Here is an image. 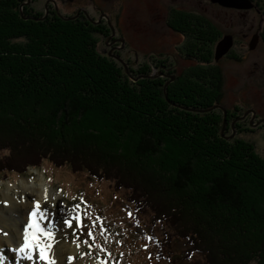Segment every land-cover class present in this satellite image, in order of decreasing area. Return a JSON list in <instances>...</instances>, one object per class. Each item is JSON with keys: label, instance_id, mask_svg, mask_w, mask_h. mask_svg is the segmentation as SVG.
I'll return each instance as SVG.
<instances>
[{"label": "trees", "instance_id": "obj_1", "mask_svg": "<svg viewBox=\"0 0 264 264\" xmlns=\"http://www.w3.org/2000/svg\"><path fill=\"white\" fill-rule=\"evenodd\" d=\"M27 1L0 0V181L47 164L86 173L122 194L139 223L151 219L161 262L174 264L178 238L193 264H264V158L253 143L224 138L223 112L207 111L223 108L226 90L212 66L217 27L171 10L168 28L197 66L159 68L175 76L166 97L168 80L149 78L152 63L131 70L143 77L133 82L100 52L101 27L45 18ZM251 1L264 11V0ZM226 112L228 122L244 115Z\"/></svg>", "mask_w": 264, "mask_h": 264}, {"label": "rangeland", "instance_id": "obj_2", "mask_svg": "<svg viewBox=\"0 0 264 264\" xmlns=\"http://www.w3.org/2000/svg\"><path fill=\"white\" fill-rule=\"evenodd\" d=\"M93 1L90 0L88 7L92 18L99 19L100 14L118 16L123 32H117V37L123 39L126 46L119 57L124 64L131 66L130 73L131 70L139 71V65L143 63L147 65L152 63L153 66L150 67L153 78L168 80L165 84L166 95L169 86L175 81L174 70L181 74L197 66L195 61L184 59L181 49L185 46V39L168 28L171 10L210 21L220 31L221 40L226 36H232L234 48L220 62L215 60L219 42L215 45L212 66H219L225 73L223 108L232 112L238 107L244 115L228 122L229 116L227 113L225 115L222 109L211 108L207 111L220 109L223 112L221 135L224 134V138L251 142L255 145L257 153L264 158V42L260 36L264 28V11H261L263 8L249 11L226 9L213 4L212 0H108L107 3L104 1L108 4L106 8L104 4V7L98 9ZM26 4V7H32L45 17L48 15V0H28ZM109 21L113 23V19ZM99 42L100 52L106 55L104 51H107L109 41L100 38ZM136 63L140 64L135 65ZM119 64L124 68L123 63ZM163 65L171 66L173 71L169 75L161 73L159 68L163 69ZM130 76L132 77L131 74ZM131 80L138 82L143 80V77L139 79L132 77ZM243 117H245L243 120H239ZM239 122L243 123L246 130L241 134L236 129ZM47 165L41 171L31 169L25 176L14 174L7 180L0 181V212L4 216L3 219H10L8 226L4 223L5 227L0 228L15 231L13 225L21 224L24 218L28 219L31 210L34 211L29 209L22 214L18 212L11 214L8 207L12 204L17 207V204L21 206V202L33 205L41 203V198H30L32 195L21 187L23 180L36 177L33 173L39 171L45 176L46 184L55 191L52 195L56 194V200L48 197L42 203V209L55 214L49 215L43 223L46 233L53 237L52 248L55 252H61L58 256L55 253L61 264H79L82 259L88 257L97 258L96 260L105 264H173L170 261L159 260V250L152 243L151 228L147 226L153 225L151 219L147 217L146 221L143 218L139 223L134 218V211L129 208L127 200L122 194H116L110 189L109 183H99L90 179L86 173L75 175L69 169ZM22 208L25 209L24 206ZM78 213L84 217L83 229L76 227L75 222L73 227L69 228L64 221ZM11 219L16 222L12 224ZM1 221L0 219V223ZM93 224L96 227H92ZM89 231L93 232L95 239L87 235ZM154 231L157 232L156 226ZM175 242V257L172 260L174 264H193L195 257L192 256L190 260L185 258V252L190 248L187 241L177 238ZM75 248L80 250L77 255L74 254L76 257L74 260L75 257L71 256L73 254L70 252ZM2 252L7 258V251ZM7 260L4 264H14L13 259ZM98 261L96 263L100 264Z\"/></svg>", "mask_w": 264, "mask_h": 264}, {"label": "bare ground", "instance_id": "obj_3", "mask_svg": "<svg viewBox=\"0 0 264 264\" xmlns=\"http://www.w3.org/2000/svg\"><path fill=\"white\" fill-rule=\"evenodd\" d=\"M33 174L36 177H33L32 179L23 180L22 183H21L22 184L21 187L23 188V190L25 192H27L28 194L32 195L30 198L37 197L38 199H40V198L42 199L41 203H39V204L41 206V211H43L42 203L44 201H46V199H45L46 194H47V199L49 197L50 199H53L54 201L56 200V194L54 193L52 195V193L55 192V191L46 184V181H45L46 178H45V176L43 175L42 172L38 171V172H35ZM10 190H11V188L9 189V191ZM12 206H13V204L8 207L9 213H11V214H15V213L17 214V212L22 214L23 212H25V211H27L29 209L36 210V205L30 204L28 202H21V206H19L18 204H17V207H15V205L13 207ZM22 206H24L25 209H23ZM4 213H6V212H4ZM31 213H32V210L30 212V215H29L28 219L25 220V218H24L22 220L21 224L15 223L13 225V227H15V229H16L15 231L14 230H10V229H9L10 230L9 231L8 228H7L5 230L8 232V235L7 236L0 235V251H3V250L7 251V259H8L7 261H9L10 258H11V259L14 260V264H45V262L40 260V255H39V249L38 248L35 250L32 260H27V259L22 258V257H20V255L18 253V249L21 246H23V244H24V232H25V229L28 227V224L30 223ZM3 217L4 216L1 213L0 214V219L2 221L0 223V226L5 227L4 223L6 224V226H8L10 219L9 218H4L3 219ZM14 218L17 219L16 217H14ZM43 221H44V219L38 218V223L40 224L41 228L43 229L44 232H47V230L44 229ZM14 222H16V221L14 219H11V223L13 224ZM11 231L13 232V235H12ZM52 238L53 237H51V235L50 236L42 235V236L39 237V240H40L41 244L49 246L47 248V253H46L47 257H48V260H50L52 262V264H61L62 262L60 263L59 259L56 258V254L58 256V255H60L61 252H59V251L55 252L54 248H52V245H51V242H53ZM14 248L17 249V251H12V249H14ZM79 250L77 248H75L74 251L70 252V253L73 254L71 256H74V254L77 255L79 253ZM75 259H76V257L74 258V260ZM96 259H89V257L88 258H84V259H82L80 261L79 264H97L96 262L98 260H96ZM99 263L101 264V262H99ZM0 264H4V261L0 262Z\"/></svg>", "mask_w": 264, "mask_h": 264}, {"label": "flooded vegetation", "instance_id": "obj_4", "mask_svg": "<svg viewBox=\"0 0 264 264\" xmlns=\"http://www.w3.org/2000/svg\"><path fill=\"white\" fill-rule=\"evenodd\" d=\"M104 1L107 3L108 0H95V2L94 1L93 2L95 3L96 8L98 7L99 9L101 8V6L104 7L103 6L105 4ZM89 4H90V0H48V4H47L48 15L46 17L57 14L60 17L68 18V20H74L80 17L87 18L88 20H90L92 24L101 27L100 28L101 33L99 34V37L101 39H105L109 41V43H107L108 49L107 51H104L105 54L111 59H114L115 61L120 63L119 60H122V58L119 57V54L120 55L122 54L126 46L123 43L124 40L123 39L120 40L117 37V32H121V31L123 32L118 16L113 14L111 15L100 14L99 19H94L91 17L88 11ZM105 5L106 8L108 4ZM30 9L34 10L32 7H30ZM65 11H68V13H65ZM110 19H113V23L112 22L110 23L109 21ZM125 64L128 66L129 69H132L129 64L127 63ZM137 64L140 63H136L135 65ZM144 65L145 63H143V65H139V67L141 68Z\"/></svg>", "mask_w": 264, "mask_h": 264}, {"label": "snow or ice", "instance_id": "obj_5", "mask_svg": "<svg viewBox=\"0 0 264 264\" xmlns=\"http://www.w3.org/2000/svg\"><path fill=\"white\" fill-rule=\"evenodd\" d=\"M45 199L47 200V194L45 196ZM7 206V205H5ZM53 207H56V205H53ZM49 215H55L54 213H48L47 211H41V206L37 202L36 203V210H34L31 213V218H30V223L28 224V227L25 229L24 232V244L18 249V253L20 257L27 259V260H32L33 259V254L35 250L38 248L39 249V255H40V260L45 262V264H52L50 260H48L47 257V248L49 247L48 245H43L40 243L39 237L44 235H50L49 233H46L43 231L41 228L40 224L38 223V218L41 219H46ZM129 216H131V213H129ZM73 222H75L76 227H79L83 229L84 227V217L81 214H77L72 216L70 219H67L64 221V223L69 227H73ZM92 227H96L95 224L92 225ZM101 229L103 230V225L101 224ZM0 235L7 236L8 232L0 228ZM88 236L93 237L95 239L93 232L89 231L87 233ZM87 243V241H85ZM12 251H17V249H12ZM7 258L3 255V252L0 251V262L5 261ZM101 264H105V262H101Z\"/></svg>", "mask_w": 264, "mask_h": 264}, {"label": "water", "instance_id": "obj_6", "mask_svg": "<svg viewBox=\"0 0 264 264\" xmlns=\"http://www.w3.org/2000/svg\"><path fill=\"white\" fill-rule=\"evenodd\" d=\"M212 3L215 5H218L222 8L240 10V11H249L252 9H257L256 5L251 0H212ZM25 5H27V4H25ZM26 19L29 20L30 18H26ZM65 20H68V19H65ZM234 45H235V42H234V38L232 36H226L225 38H223L218 43V45L216 47V54H215L216 55V57H215L216 62H220L225 57H227L230 54V52L232 51V49L234 48ZM119 61L124 64V62L122 60H119ZM124 68H125L127 74L130 75L131 73L129 71L128 66L124 64ZM149 78H153V76H150ZM173 80H175V77L173 78ZM166 97H167V95H166ZM217 108L222 109L226 115L227 112L225 109H223L221 107H215V109H217ZM244 118L245 117H243L239 120H243ZM225 123H226V121H225ZM234 134H236L235 129H234ZM222 135L224 137V134H222ZM228 139H230V138H228Z\"/></svg>", "mask_w": 264, "mask_h": 264}]
</instances>
